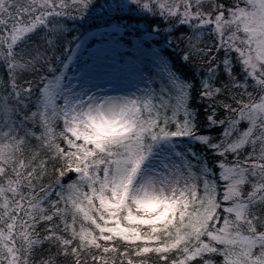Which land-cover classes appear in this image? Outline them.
Returning a JSON list of instances; mask_svg holds the SVG:
<instances>
[{
	"label": "snow or ice",
	"instance_id": "6c2138e0",
	"mask_svg": "<svg viewBox=\"0 0 264 264\" xmlns=\"http://www.w3.org/2000/svg\"><path fill=\"white\" fill-rule=\"evenodd\" d=\"M0 264H264V0H0Z\"/></svg>",
	"mask_w": 264,
	"mask_h": 264
},
{
	"label": "trees",
	"instance_id": "16d2710c",
	"mask_svg": "<svg viewBox=\"0 0 264 264\" xmlns=\"http://www.w3.org/2000/svg\"><path fill=\"white\" fill-rule=\"evenodd\" d=\"M154 43V42H153Z\"/></svg>",
	"mask_w": 264,
	"mask_h": 264
}]
</instances>
